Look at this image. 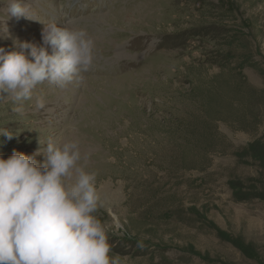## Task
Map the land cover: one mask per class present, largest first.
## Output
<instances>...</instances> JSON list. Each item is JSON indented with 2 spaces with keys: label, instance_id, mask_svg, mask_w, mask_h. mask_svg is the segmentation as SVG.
Returning <instances> with one entry per match:
<instances>
[{
  "label": "rangeland",
  "instance_id": "1",
  "mask_svg": "<svg viewBox=\"0 0 264 264\" xmlns=\"http://www.w3.org/2000/svg\"><path fill=\"white\" fill-rule=\"evenodd\" d=\"M20 2L30 19L0 0V47L56 23L94 58L23 114L0 100V157L78 143L117 264H264V0Z\"/></svg>",
  "mask_w": 264,
  "mask_h": 264
},
{
  "label": "clouds",
  "instance_id": "2",
  "mask_svg": "<svg viewBox=\"0 0 264 264\" xmlns=\"http://www.w3.org/2000/svg\"><path fill=\"white\" fill-rule=\"evenodd\" d=\"M6 12L30 19L20 0H8ZM42 37V47L28 42H17L18 51L0 47V100L11 98L14 113L23 114L37 85L47 81L66 89L93 63L94 41L86 30L51 23ZM35 105L45 108L42 95ZM0 135L13 138L7 130ZM45 151L43 164L20 152L0 157V264H117L94 215L97 174L78 166V143L49 141Z\"/></svg>",
  "mask_w": 264,
  "mask_h": 264
}]
</instances>
